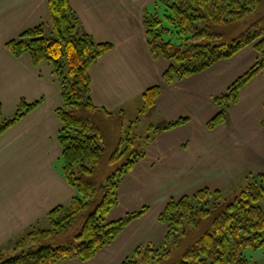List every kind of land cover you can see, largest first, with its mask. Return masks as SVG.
<instances>
[{
	"label": "rangeland",
	"instance_id": "1",
	"mask_svg": "<svg viewBox=\"0 0 264 264\" xmlns=\"http://www.w3.org/2000/svg\"><path fill=\"white\" fill-rule=\"evenodd\" d=\"M22 1L0 0L1 121L16 117L25 104L38 103L0 135V253L6 255L15 253L18 240L32 228H50L53 208L61 204L72 208L82 196L63 173L59 139L63 124L58 114L64 106L62 74L48 60L35 63L29 53L18 56L7 47L9 40L19 39L27 26L37 23L27 22L22 15H6L12 3ZM73 1L96 39L116 44L91 67L95 104L113 116L97 114L99 143L111 153L121 138L124 149L133 137L144 153L122 176L118 202L105 219L142 212L91 259L56 264H122L127 257L139 259L136 249L149 245L161 250L168 245L173 255L159 264H170L187 243L185 239L179 245L173 234L167 236L169 222L162 214L171 200L189 195L195 202L193 195L204 188L211 190L210 204L230 199L264 172V68L240 88L237 101L228 97L229 88L255 65L260 54L251 44L199 71L183 76L174 73L168 84L163 80L165 71L183 62L163 54L149 59L123 15L127 10L130 18L134 15L139 21L142 15L163 17L161 0H124L125 6L117 0ZM49 16L45 12L40 22ZM251 22L222 27L227 46ZM44 25V36L55 37L50 18ZM67 70L65 66L63 72ZM155 85L160 86V94L154 105L144 108V93ZM222 110L225 119L215 120ZM179 117L186 122L156 134L157 126ZM107 172L108 167L102 174ZM256 203L264 210V198ZM243 254L250 264H264V246L245 248Z\"/></svg>",
	"mask_w": 264,
	"mask_h": 264
},
{
	"label": "trees",
	"instance_id": "2",
	"mask_svg": "<svg viewBox=\"0 0 264 264\" xmlns=\"http://www.w3.org/2000/svg\"><path fill=\"white\" fill-rule=\"evenodd\" d=\"M161 3L164 16L143 15L142 23L152 57L163 54L183 62L180 67L169 66L163 74L165 83H172L174 73L183 76L199 71L251 44L259 52L255 65L229 88L228 97L237 101L240 88L264 68V0H161ZM48 8L55 37L44 36L45 25L40 24L24 30L19 39L9 40L7 47L18 56L29 53L35 63L48 60L54 71L62 74L64 106L58 108V114L63 124L59 135L63 173L82 196L72 208L63 204L53 208L49 212L51 227L32 228L18 240L13 255L0 253V264L89 260L142 212L112 221L105 219L118 202L117 188L122 176L144 155L136 145L139 141L133 137L127 139L124 149L121 138L111 153L99 143L97 114L113 116L93 101L90 67L113 48V43L96 41L84 29L70 0H48ZM244 20L252 22L227 46L221 28ZM195 59L200 61L194 63ZM65 66L67 73L63 72ZM160 91L158 85L147 89L144 108L155 104ZM37 103L25 104L26 109L19 107L16 117L4 122L0 112V135ZM224 119L222 110L215 120ZM185 122V117H179L157 126L155 132L159 134ZM118 123L123 126V121ZM106 167L108 172L102 174ZM209 195L211 190L204 188L193 195L195 202L184 195L167 204L162 214L169 222L167 236L173 234L177 244L187 240L180 257L170 264H250L243 250L264 246V210L256 203L264 198V172L255 175L233 198L210 204ZM136 252L139 259L127 257L122 264H159L173 255L168 245L163 250L149 245L137 248Z\"/></svg>",
	"mask_w": 264,
	"mask_h": 264
},
{
	"label": "crops",
	"instance_id": "3",
	"mask_svg": "<svg viewBox=\"0 0 264 264\" xmlns=\"http://www.w3.org/2000/svg\"><path fill=\"white\" fill-rule=\"evenodd\" d=\"M117 1H120V3L123 4L124 6L126 5L124 3V0H122V1L117 0ZM70 2H71L72 7L74 8V10L76 11L84 29L87 32H89L93 36V38L95 40H97L98 42H104V41H99V38L96 39L95 31L93 30L94 31L93 32L90 28L91 26L87 25L86 22L82 19V15H81L80 10H79V5H77L73 0H70ZM45 12L47 13V16H48L49 15L48 0H24L21 3H19V2L18 3H12L10 8H7L6 15H9L10 17H15L17 14H18L17 16L22 15L23 18H27V22H34L37 20V23H35V25L27 26L26 29H28V28H31V27H34V26H37L40 24H44V22H47L48 19L50 18V16L48 17L47 20L40 22V20L43 19ZM141 14H142V12H141ZM123 15L126 19L129 20L128 23L130 25L131 30L136 35V39L138 40L139 46L140 47L143 46L144 50H146V52H147L149 59L153 60V57H152L150 50H149V47H148V43H147V39H146V35H145V30H144L143 23H142V19L139 21V17H136L134 15H133V18H130V13H128L127 10L124 11ZM26 29H24V30H26ZM140 42L142 43L141 44L142 46L140 45ZM113 47L114 48L116 47L115 43H113ZM111 50H113V49H111ZM107 53H105L104 55H106ZM104 55H102V56H104ZM94 63L92 65H94ZM92 65H91V67H92ZM91 67H90V73L92 74ZM91 77H92L91 95H92L93 101L95 102L96 98L94 95L95 93H94V87H93V83H94L95 78H94L93 74L91 75ZM160 126H162V125H160Z\"/></svg>",
	"mask_w": 264,
	"mask_h": 264
}]
</instances>
